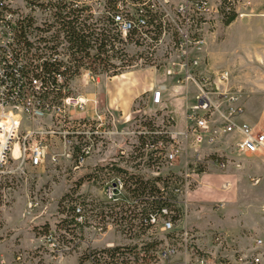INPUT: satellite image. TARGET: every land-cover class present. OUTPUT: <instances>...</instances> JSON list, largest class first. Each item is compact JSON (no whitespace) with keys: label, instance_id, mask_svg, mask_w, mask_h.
<instances>
[{"label":"rangeland","instance_id":"rangeland-1","mask_svg":"<svg viewBox=\"0 0 264 264\" xmlns=\"http://www.w3.org/2000/svg\"><path fill=\"white\" fill-rule=\"evenodd\" d=\"M263 1L250 0L244 14L230 23L210 15L201 33L204 44L188 49L198 60L197 73L201 71L212 80L214 73L228 69L230 84L242 89L240 101L249 102L252 112L259 109L262 113L264 15L256 14L264 10ZM17 4L22 11V1L18 0ZM34 17L32 26L43 24L39 13ZM54 30L55 26L45 34L32 32L31 38L42 48L31 53L58 54L67 79L60 92L82 96L86 104L82 109L69 108L65 113L51 110L41 119H29L14 111L19 123L13 157L0 172V260L11 258L19 249L34 250L42 234L49 230H55L63 246L69 248L62 264H92L89 259L92 252L113 247L130 250L135 246L139 259L135 261L127 250L117 260L118 264L121 260L124 264H184L180 228L191 230L194 252L212 249L209 234L215 230H225L230 244L234 243L236 247H232L237 249L238 241L260 237L264 242V221L260 223L256 216L258 211L264 214V154L246 155L221 167L213 150L216 144L195 151L190 144L180 142L171 162L153 156V160L149 159L140 148L138 132L143 129L172 126L179 130L183 126L180 116L174 114V121L170 120L172 114L155 110L148 91L142 93L155 84L158 85L154 89L162 83L181 85L177 73L173 76L166 73L168 57L176 56L173 44L176 39L162 36L159 30L142 38L121 39L113 50L102 53L95 62L92 48L88 57L72 54L64 45H56L53 52L48 50L38 40ZM59 41L64 42L62 38ZM197 94L189 85L186 95L172 96L171 92H165L162 103L177 98L173 106L182 108L187 103L195 104ZM59 99L47 96L52 106H59ZM254 131L264 132L263 119L257 121ZM28 133L30 144L41 142L45 147L46 157L38 166L22 162L18 156V145ZM87 144L91 145V153L77 166L75 156ZM113 168L144 179L171 174L181 178L180 191H173L180 217L172 230L163 224L162 218L156 226L144 229H139L137 218H133L127 229L109 215L108 207L115 202L107 198V186L117 179L121 181V175ZM76 205L81 206L85 216L79 227L70 223L71 208ZM114 210L118 211V207ZM100 226L102 230H98ZM154 243H157L155 247ZM143 244L147 254L141 260ZM168 246H174L176 253L169 262L162 261L155 251ZM227 252L232 254L230 250Z\"/></svg>","mask_w":264,"mask_h":264},{"label":"built area","instance_id":"built-area-1","mask_svg":"<svg viewBox=\"0 0 264 264\" xmlns=\"http://www.w3.org/2000/svg\"><path fill=\"white\" fill-rule=\"evenodd\" d=\"M17 1L0 0V172L9 158L13 157L16 126L19 123V117L14 111L22 112L29 119H41L51 110L65 113L69 108L82 109L86 104L84 97L62 92L65 94L60 97L59 106H52L47 101L41 78H27L23 74L22 66L25 61L18 52L23 44L16 37L19 22L30 19L33 24L36 20L34 14L39 13L45 25H31V30L35 27L46 29L52 24L53 15L58 12L60 5L65 9L64 12H80L86 18L88 31L95 28L99 33L112 32L118 35L113 46H117L121 39L125 41L127 38L146 37L155 30L171 40L176 39L173 43L176 56L168 57L169 67L166 73L171 76L177 73V82L185 87L193 85L198 92L196 102L185 114L181 129L155 127L154 130L145 128L138 132L139 135L149 138L144 144L145 152L152 153L151 156L159 160L171 162L177 154L180 142L190 144L197 151L198 148H209L213 144L225 142L227 136L238 135L239 138L232 143L237 152L264 154V133H256L249 124L238 121L243 113L240 101L242 89L230 84L231 72L228 69L218 71L214 73L212 80L201 71L197 73L198 60L188 50L204 44L201 33L205 31L203 25L210 15L221 19L228 15L237 18L244 14L250 0H183L180 3L170 0H21L23 16L19 14ZM31 36L29 32L25 34L30 48L29 58L33 63L61 61L56 53L32 54L31 50H39L42 46ZM43 45L46 47L50 43L43 42ZM63 45L68 47L66 41H61L58 46ZM55 77L59 84L65 79L61 71ZM163 91L164 86L152 90V104L159 110L163 107ZM169 119L174 121L173 116ZM28 135L29 133L25 134L18 145V156L22 162L28 161L32 166H38L46 157L45 147L41 142L30 144ZM163 137L167 140H163ZM90 153V144L80 148L75 156L76 165H82ZM214 153L221 167L229 162L224 153L217 150ZM55 157L52 159L55 160ZM198 160L200 158L197 156L196 161ZM106 194L112 202L119 201L124 194L122 182L119 179L111 182L107 186ZM31 206L32 202L29 201L28 207ZM162 212L164 215L168 214L166 210ZM160 218L162 217L152 215L149 223L156 226ZM70 219L74 227L85 222L80 205L73 207ZM162 220L169 230L173 229V222L169 219ZM98 230H102L101 226ZM179 236L184 251V264H264V242L260 238H254L245 249H237L229 244L227 234L215 230L209 234L212 249L208 252H194L191 250V230L180 228ZM68 252L69 248L63 246L55 230H49L42 234L40 244L34 250H18L11 258L0 260V264H62ZM175 253V247L168 246L161 248L157 257L169 262Z\"/></svg>","mask_w":264,"mask_h":264},{"label":"trees","instance_id":"trees-1","mask_svg":"<svg viewBox=\"0 0 264 264\" xmlns=\"http://www.w3.org/2000/svg\"><path fill=\"white\" fill-rule=\"evenodd\" d=\"M63 6H58V12L53 15L54 19L51 25L47 26L46 29L34 28L31 30V20L26 19L19 22V29L17 31L16 37L18 42H21L23 46L20 47L19 53L22 54L24 58V65L22 66L23 74L30 78L31 76L40 77L44 92H46V97L52 95L53 97H62L64 94L60 92L65 86L67 79L64 73V67H62L61 61H44L42 63H33L29 58V44L26 41L25 34L29 32H50L51 28L55 26L54 32L48 36H41L39 41L51 43L52 45H46V48L50 51H54L55 46L59 45L61 41L58 42L59 38H62L68 43L67 49L74 53H82L87 57L89 55V49L95 50V62H97L98 57L102 53L109 52L113 50V41H116L118 35L110 33H99L95 28L88 31L86 26V18L81 16L80 12L77 11H67L64 12ZM235 19L234 15L224 16L223 20L225 23H230ZM80 66H77V68ZM107 69V68H106ZM62 72L65 79L61 84L58 83L55 75L58 72ZM155 127H148L149 130H154ZM80 137V136H77ZM149 138L140 135L139 142L140 148L143 150L145 142ZM163 140H167L163 137ZM143 155V154H142ZM149 159H152V153H146ZM114 171L121 175V182L123 184L124 194L121 199L113 203L112 207H108L109 215L114 217L116 221H120L121 225L128 227L131 225V220L137 218L139 229L149 228L152 225L149 223L150 216H160L163 219H169L171 222H175L180 217V210L176 207L175 197L173 191L180 190V184L182 183L181 178L176 175H168L166 177H153L150 179H144L140 175H135L126 172L120 168H113ZM194 172H198L193 169ZM118 207V211L114 209ZM132 208V209H131ZM73 207L71 208L72 215ZM134 210H138L134 213ZM163 210L168 212L167 215L163 214ZM173 213V215H172ZM70 223L72 220L70 219ZM157 243H154L155 247ZM125 249L122 247L113 248H103L96 252H92L89 256L92 264H118L117 260L126 254ZM161 248L156 250L157 253L160 252ZM130 251V252H129ZM130 254H133L135 261L139 259V253L136 252V246L131 248ZM143 257L147 254L145 244L141 247ZM96 253V254H95ZM97 255L103 258H97ZM121 264L124 262L121 260Z\"/></svg>","mask_w":264,"mask_h":264},{"label":"crops","instance_id":"crops-1","mask_svg":"<svg viewBox=\"0 0 264 264\" xmlns=\"http://www.w3.org/2000/svg\"><path fill=\"white\" fill-rule=\"evenodd\" d=\"M170 1L173 2V3H177V2H179L181 0H170ZM263 3H264V1H263ZM256 15H264V10H262V12L260 11ZM157 85L158 84L151 85L149 88H147V90L145 89V90L142 91V93H147V91H148V99H149L150 102H151V98H152L151 92L154 89V87H156ZM162 86H164V91L162 92V97H164V93L165 92H171L172 96H174L175 94H178V93H184L186 95L189 92V85L187 87H185L183 85H175V84H171L170 85V84L162 83ZM191 87L194 89V92H196L195 91V87L192 86V85H191ZM246 92H248V91H246ZM175 101H177V98H172V99H170L168 101L164 100L163 107L160 110L156 109L154 107L153 108L155 110H159V111H162V112H165V113H170V114H172L173 118H174V114L176 115L175 117L180 116V118L184 121L185 114L187 112H189V108L193 105V103L192 104L187 103L182 108H177V107L173 106V105L176 104ZM242 102L243 101H241V106L243 108V113L241 114V116H239L238 121L239 122H243V123H247L253 129H255V127L257 126V121L260 120V119L264 120V113H262V111L259 110V109L254 111V112H252L251 107L249 105V102H246V103H242ZM170 129H173V127L171 126ZM261 133H264V132H261ZM238 138H239L238 135L235 136V137L227 136L225 138V142L218 143L213 150L214 151L217 150V152H219L221 154L224 153V155L227 156L229 161H231V160L232 161L233 160L234 161H239L242 157L244 158V157H246V155H250V153H240V152H237L233 148L232 143ZM257 154H259V153H255L254 155H257ZM256 216L258 217L257 221H260V223H261V221H264V214H262L261 211H258ZM220 231H223V230H220ZM223 232L226 234L225 230ZM258 238H260V237H258ZM260 239H262V238H260ZM251 242H252V239L249 240L248 242H239L238 241V246H240V249H245L246 247H248L250 245ZM229 244H230V242H229ZM230 245L236 247V245L234 243L230 244ZM19 250H25V249H19ZM16 251H18V250H16Z\"/></svg>","mask_w":264,"mask_h":264}]
</instances>
